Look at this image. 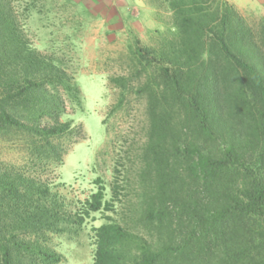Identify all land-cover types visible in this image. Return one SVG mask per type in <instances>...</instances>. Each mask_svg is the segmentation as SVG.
I'll return each instance as SVG.
<instances>
[{
  "label": "trees",
  "instance_id": "obj_1",
  "mask_svg": "<svg viewBox=\"0 0 264 264\" xmlns=\"http://www.w3.org/2000/svg\"><path fill=\"white\" fill-rule=\"evenodd\" d=\"M163 1L172 39L160 49L136 40L132 50L143 67L161 66V82L147 86L143 160L154 182L139 216L157 236L108 216L94 228L93 264H264V17L249 22L224 0ZM23 2L0 0V132L34 136L36 155L59 159L51 139L71 129L62 116L80 92L32 46L24 28L31 1ZM111 81L127 86L124 76ZM49 190L37 175L0 170V264L58 263L59 253L26 235L76 231L113 204L103 185L75 211Z\"/></svg>",
  "mask_w": 264,
  "mask_h": 264
},
{
  "label": "rangeland",
  "instance_id": "obj_2",
  "mask_svg": "<svg viewBox=\"0 0 264 264\" xmlns=\"http://www.w3.org/2000/svg\"><path fill=\"white\" fill-rule=\"evenodd\" d=\"M30 1L26 34L35 49L72 77L80 104L66 102L62 118L72 119L71 129L51 139L59 159L56 154L36 155L34 136L17 129L0 132V170L37 175L48 184L50 197L69 211L104 186L111 209L92 212L76 231L26 235L59 253L56 264H93L94 228L108 216L133 232L157 236L139 216L144 194L151 193L147 185L154 182L153 175L145 176L143 160L149 128L147 86L161 82V66L143 67L132 50L136 40L142 47L160 49L176 30L163 0ZM224 1L249 22L264 17V0ZM116 76L126 78L125 89L111 81ZM171 118L179 119L178 113Z\"/></svg>",
  "mask_w": 264,
  "mask_h": 264
}]
</instances>
